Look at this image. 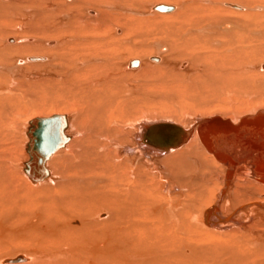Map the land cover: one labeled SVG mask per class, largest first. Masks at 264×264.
I'll list each match as a JSON object with an SVG mask.
<instances>
[{
	"label": "bare ground",
	"instance_id": "1",
	"mask_svg": "<svg viewBox=\"0 0 264 264\" xmlns=\"http://www.w3.org/2000/svg\"><path fill=\"white\" fill-rule=\"evenodd\" d=\"M3 1L8 2V0ZM122 2L125 1L121 0ZM200 2L215 4L213 6L217 4L223 11L237 16L222 17L218 16L219 13L209 11L211 14L208 16L196 18L194 8L188 10L189 13L186 15L180 12L181 4L151 2L152 4L146 7L148 12L135 11L140 16L166 15V18L158 17L148 24H152L151 27H156L155 30H157L150 32L151 34L142 31L134 35L125 27V24L121 23V20L114 24L123 26L124 35L122 29L116 25L110 34L108 16L102 14L100 17L97 12L88 10L87 16L79 18L78 26L75 22L62 28L63 24L59 27H50L44 21L48 25L47 28H38L39 33L33 32L35 35H42L44 41L40 40L41 37L36 41L33 37L14 35L12 33L14 29L20 31L24 25L20 26L21 22L16 24L12 16L8 18V15H2L3 18H0V95L13 92L14 83L23 73L24 65L39 63V66L41 64L45 69L50 68L49 70H53V73V68L57 67L60 72L62 70L60 74H57L61 82L52 80V76H47L50 77L47 80L53 83V87L55 85L57 91L55 89L54 91L57 96L59 95L56 98L58 101L53 105L58 106L64 103V106L67 105L71 109H69L70 112L64 113L68 119V127L65 130L68 140L45 160L43 165L44 171H47L46 175L40 172L43 168H39L37 155L33 152L34 130L31 128L32 123L42 117H34L24 124L25 126L28 124V127H25L27 139L23 140L20 147H23L25 152L21 156L26 155V158L22 157L20 169H17L13 161H10L11 158L5 160L7 157L4 158L0 152V264H264V107L241 114H222V112L220 114V111L197 113L191 121L184 112L182 116L186 117V121L183 122L163 119L166 117L164 115L157 116L159 118L153 117V112L144 111L142 105L140 109L144 112L141 110L142 112L138 114H142L141 118H147L133 125L126 116L116 111L118 109L120 112L122 109L132 111L136 103L133 104L131 99H127L125 97L127 93L118 85L125 76L115 80L113 77L122 75L121 71L137 72L141 67L144 69L149 65H165L164 53L169 50L168 45L156 43L154 44L156 51H152L153 53L145 59L135 58L124 62L121 60L124 55H119L116 51L125 50V48L130 50L131 46L137 52L139 50L134 44H125L128 42L125 39L129 35L136 41L137 39L140 41L143 37L147 39L152 35L161 38L165 36L164 42L173 41L175 45H170V59L168 57V62L172 65L175 60L192 58L195 65L201 67L199 63L209 56L202 59L200 55L202 52H198L197 55H194V52L206 50L210 53L213 47L216 48L220 43L219 41L224 43V48L235 49L239 59H244L249 52L255 53L252 56L256 58H264L262 52L258 54L252 51H262L264 48L262 43L264 42V20H260L258 16H254L255 14H248L251 9L264 11L263 6L253 8L235 1L228 2V0L218 3L210 0ZM158 5H165L168 8L158 10L156 8ZM15 15L17 18V14ZM107 22L108 26H106ZM82 24L85 25L82 26ZM130 24L132 23L127 25ZM165 24L171 27H166ZM26 28L25 30H28ZM143 28L149 30V26ZM241 28L247 31L246 34L240 31ZM9 34L13 35L6 40ZM118 35L123 36L118 38ZM116 36L117 38H112ZM78 40L81 41L77 42ZM142 41L144 42V39ZM248 44H254V46L247 47ZM46 50L49 55L42 54V51ZM34 52L37 53L34 54ZM137 52L134 55L139 56ZM80 58H86L87 61L85 62L84 59V62H77ZM235 59H237L236 56ZM239 61L243 62V60ZM226 62L222 59L216 62L215 64L218 65L214 71L222 73V68L230 64ZM174 65L184 72L190 66L188 62ZM235 66L229 68L236 69ZM258 69L264 73V62ZM163 72L166 76V72ZM163 72L161 74H164ZM56 73H59L58 70ZM44 74L46 76V72ZM190 74L191 71L187 70L186 73L179 75L180 81H188L184 82L186 86H182L186 88L185 94L178 93L180 96L177 94L174 98L170 89L161 98L168 102L173 97L174 100L182 102L187 99L189 86L195 90H197L195 86L191 85L201 84L205 87L207 80L198 82L199 76L190 77ZM188 75L191 81L189 78L187 80ZM227 75H219L216 86H222L227 90L239 87L241 90L244 88L246 90V87L250 85L251 75L249 80L248 77L245 78L246 80H241L240 77L235 76L229 79ZM127 76L128 74L126 78ZM142 76L141 78L144 77ZM164 76L163 78L167 77ZM154 78L157 77L150 79ZM163 78L160 79L163 80ZM251 82L255 84V81ZM160 86L164 85L160 84ZM149 90L148 88L147 91ZM142 92L143 95L144 91ZM214 93L217 95L218 92ZM168 94L171 95L167 96ZM207 95L210 98L215 96L211 92H207ZM7 99L0 98V109L4 110L3 107L7 106ZM216 99L220 100L217 97ZM143 101H146V97ZM9 105L5 109H8ZM197 105L205 106L201 103ZM124 111L122 110V113ZM215 116L229 119L233 124L246 122L257 116L256 122L260 127L256 131H250L247 124L244 128L247 129L246 132L235 133L238 131L235 125L223 128L215 122L210 124L203 121L205 118ZM125 117L128 119L126 122ZM84 119H91L93 126L105 134L110 135L117 127L118 130L122 129V134L124 132L122 142H126L127 145L111 143L109 147L116 149L111 151L108 148L100 150L98 146H91L92 143L96 145L105 143L102 139L95 141L94 135H91L89 131L87 134L83 133L84 137L82 136L81 130L85 129L82 126ZM156 122L175 125L183 130L193 128L194 131L186 139V134L179 131L177 127L172 134L166 132L165 126L150 127ZM197 122H200L198 125H203L202 129L196 125ZM111 123H116V127H110ZM248 123L252 122L248 121ZM214 129L228 133L218 138L217 142H212L209 130ZM241 131L244 130L241 129ZM150 142L157 143L160 148H154ZM167 142L173 145L163 147L162 145ZM2 144L0 145L3 146ZM195 158L198 161L193 160ZM190 161H197L199 165L201 164L200 166H203L200 167L204 171L200 173L203 177H199L198 172V175L189 177L191 168H187ZM162 164H165L166 171ZM197 167L196 165L195 168ZM194 170H191L192 174ZM30 244L36 247L23 252V248Z\"/></svg>",
	"mask_w": 264,
	"mask_h": 264
},
{
	"label": "rangeland",
	"instance_id": "2",
	"mask_svg": "<svg viewBox=\"0 0 264 264\" xmlns=\"http://www.w3.org/2000/svg\"><path fill=\"white\" fill-rule=\"evenodd\" d=\"M122 1H125V2H122L121 3V0H86V1H83V0H70V1L69 0H64V1L63 0H8V2H5L3 0H0V12L2 11L0 13V18H3L2 15L6 14V15H8L7 16L8 18L9 17L11 18V16H12V18L15 19L14 22L16 24H18V23L21 22L19 25L20 26L21 25H24L23 28H22V30H20L23 33L20 32V31H18V30H16V29H14V32H12L14 35H21V36L23 35L24 37H33L34 39H36V41H38L40 39V37H41L40 40L44 41L42 39V37H43L42 35H39L38 36V34L35 35L33 32L36 31L35 33H39V29H41V28L42 29L43 28H47L48 25L50 27H52V26H58L59 27V25L61 26V24H63V26H61V28H62V27L68 26V25L70 26V23L77 22L76 24L78 26L79 25V18H82L83 16L84 17L87 16L86 13L88 12V10H92V11L97 12L98 16H100V17H101L102 14H105L106 16H108V18L110 19V23H109L110 25L108 24V22H109L108 21L106 26L109 25L108 26V30L110 31V34H111L112 30L115 29L114 26L116 24H114V23H119V22L122 21L121 23H123V25L125 24V27L128 30L130 29L129 31L130 32L132 31V33L134 35H137V34H139V32H142V31L143 32H146V34H149L152 31L153 32L154 31H157V30H155L156 27H151L152 24L151 25H148V24H150L152 22V20H154V19H156L158 17L166 18L165 17L166 15H161V16L160 15H157L158 17H155L156 15H147V16L146 15H143V16H140V15H138V14L135 13V11H141L143 13L148 12L146 7H147V5L152 4V3H158L159 2L160 4H166V3L181 4L180 12H184V14L186 13V15H188L187 13H189L188 10L194 8L195 9L194 13L196 14V16H195L196 18L208 16L209 14H211V13H209V11L210 12L212 11V13H215V14L216 13H219L218 16H222V17H234L232 15H235V14H231L230 12L223 11L222 8L218 7L219 5H217V4H216V6H213L215 4L211 5L209 3L208 4H204V3L200 2L202 0H157V1L156 0H122ZM210 1H212L214 3H218V2L224 1V0H210ZM231 1H235L236 3H243V4L248 5L250 7H253V8L254 7H257V6H260V7L263 6L262 8H264V0H231ZM231 1L228 0V2H231ZM135 2L137 4H133ZM125 3H126V5H125ZM184 3H186V4H184ZM183 4H184V6H183ZM144 10H146V11H144ZM200 10H202L203 12H201ZM122 11H124V12H122ZM198 11H199V13H198ZM231 12L236 13L237 11H231ZM249 12L250 13H248V14H250V15H254L255 14L254 16H258L257 18H260V20L261 19L264 20L263 19L264 16L263 17L261 16V15H264V11H259L257 9L256 10L251 9ZM203 13H205V14H203ZM15 14H17V16H18L17 18H16V15ZM237 14H244V13H242V12H239L238 13L237 12ZM66 16H67V18H66ZM235 16H237V15H235ZM122 17H124V18H122ZM141 17L144 18L145 20L143 21V19ZM19 18L22 19V20H20ZM16 19H17V21H16ZM131 20H132V22H131ZM139 20H142V21H139ZM159 20H161V19H159ZM117 21H119V22H117ZM133 21H134V23H133ZM224 22L225 21H223V23ZM129 23H132V24L127 25ZM142 23H143V25H142ZM144 23H146V24L144 25ZM241 24L243 25V23H241ZM84 25L82 24V26H84ZM165 25H167V24H165ZM148 26H149V28H148ZM30 27H32V28L30 29ZM58 27H56V28H58ZM117 27L120 28V29H122L123 35H124V31L125 30H124L123 26H119L118 25ZM143 27H147L149 30H147V29L145 30V28H143ZM166 27H171V26L170 25H167ZM25 28L28 29V30H25ZM140 28H142V29L140 30ZM240 31H242L245 34L247 32L246 30H243L242 28H241ZM44 33H46V32H44ZM12 35L11 34L7 35L5 39L7 40L10 36L12 37ZM89 35H92V33H89ZM122 36H119L118 38H122ZM210 36H212V35L210 34ZM44 37H46V36H44ZM131 37H133V36L129 35L128 37H126L127 39H125V40H128V42H125V44H127V45L128 44H131V45L134 44V45L137 46L136 48H138L140 51L138 50V52H137L135 49H133V46H131L133 51L131 50V47H130V50H128L129 48L128 49L125 48V50L123 49V50H120V51H116L117 54H119V55L120 54H123L124 55V58L121 59L124 62H125V60H130V59H135V58H139V59H143L144 58L145 59L146 57L149 56L150 53H153V52L156 51L155 50V46H154V44H156V43L166 44L169 47V50H167V52L164 53L165 61H166L165 65H163V64L162 65L161 64H158L156 66L155 65H149V66L144 67V69H146V70L141 69L142 68L141 67L140 70H137V72H133V71H130V72L125 71L124 72V71H121V74L122 75H120V76L115 75L113 77V80H115V78L116 79H121V77L123 75L126 78V75L128 74V76H127L128 78H126V79L124 78V80L120 81L118 85H119V87L123 88V90H125V92L127 93V96H125L127 99H131V101H132L133 104L136 103L135 104L136 106L139 105L138 107H136V106H133L132 107L131 106L132 108H134L135 111H137V113L134 114V112H135L134 110H132L133 111V113H132L131 110H128L127 111L126 109H122V110H125L123 113H122V110L120 112V109H118L116 111L118 113H121L124 116H126L129 119V121H131V124L132 125L135 124V123H137L138 121H141V120L147 118V117L141 118L142 117V114H138L139 112H142L143 110L144 111L151 110L153 112V117H156V118H159L157 116H160L161 117V116L164 115V117L165 116L166 117L163 118V119L174 120V121L181 120V121L184 122V121H186V117L185 116H182L184 114V112L188 115V120L191 121V119L193 117H195V115H197V113L198 114L199 113L200 114H204V113H208L209 111L210 112H212V111H220V114H221V112H222V114L223 113L224 114L225 113L226 114L227 113H230V114L231 113L241 114V113H248L251 110H255V109L259 108V107H264V73L260 69H258L260 67V65L263 64L264 58H262V57H257L256 58V56H252L255 53H252V52L250 53L249 52V53H247V55L245 56L244 59H239L238 58V54L235 51V49H232V48H224L223 47L224 46V43L222 44V41H219L220 43L216 46V48L213 47V51H211L210 53L208 51H206V50L205 51H196V53L194 52V55L195 54L197 55L198 52L199 53L202 52V53H200V55H202L201 56L202 59H203V57L205 59L207 56H209V57H207L205 59V61L202 60L203 62H200L199 63V65H201V67H197V65H195V63L192 60V58H190V60H189V58H181L180 59L181 61L175 60V62L173 61V65H172V63L169 64L168 61L170 59V56L169 55H171L170 45L171 44L172 45H175L173 41L164 42V40H165L164 37L165 36L163 38H161V37H157L156 35H152L151 37L148 36L149 38H147V39H145V37L142 36L143 38H141L140 41H138L139 39H137V41H136V40L132 39ZM112 38L115 39V38H117V36L116 37H112ZM258 38H261V37H258ZM143 39H144V42L142 41ZM81 40H78L77 42H79ZM111 40H113V39H111ZM168 43H170V44H168ZM262 43H264V42L262 41ZM251 45L254 46V44H248L247 47H251ZM244 46H246V45H244ZM143 48H145V49L143 50ZM245 49L247 50L246 47H245ZM262 49H263L262 51H260V50L259 51L258 50H252V51L253 52L256 51V52H258V54L260 52H262V55L264 56V54H263L264 53V48H262ZM126 50H128V51H126ZM37 52H34V54L37 53ZM121 52H123V53H121ZM135 52H137L139 54V56L138 55H134ZM190 53H193V51H190ZM42 54L49 55L48 52H47V50L44 51V52L42 51ZM213 54H215L216 56H211L210 57V55H213ZM192 55H190V56H192ZM235 56H236L237 59H235ZM250 56H251V58H249ZM168 57H169V59H168ZM221 59L223 61L229 62L230 64H228V65L224 66V68H222V70H223L222 73H219L217 71L215 72L214 69L218 65V64H215V63L218 62V61H221ZM83 60L85 62L87 61L86 58H82V59L80 58V60L79 61L77 60V62H84ZM121 60H120V62H123ZM239 60H243V62H240ZM74 62H76V61L74 60ZM181 62H188L189 65H190V66H188L189 68L187 67L188 69H186L185 72L182 71V70H180V69H177V67L174 65V64H177V63H181ZM248 63L251 64V65H249ZM258 63H262V64H258ZM36 64L30 63V64L24 65L25 67L23 66L24 67L23 73L21 74V76L20 75L18 76V79L20 81L18 79H16V83H14L15 86H13V89H14L13 92H9L7 94H3L4 96L3 95H0V98H3V97L8 98L7 99L8 100L7 102L9 104L10 103L12 104V105H9L8 103L6 104L7 106L9 105L8 109H5V108H7V106L3 107L4 110L0 109V111H1L0 112V123H1L0 124V132L2 131L1 134H0V136H1V141L0 142H2V143L4 142V144H5L4 145V144L0 143V144L3 145V146L0 145L1 146L0 147V152H2V155H3L4 158L7 157V158H5V160L6 159L9 160L11 158L10 161H13V163H14V165H16L17 169H20V167H21V164H22V161H23V158L22 157H25L26 158V155L21 156V155L25 154V152H23V149H22L23 147H20V146H22L21 143L24 142L23 140H26L27 139V137L25 136L26 135L25 134V130H26L25 127H28V124L26 126L24 124L26 122L34 119V117H46V116H51V115L58 114V113L59 114H64V113L70 112L69 109H71V107H69L67 105L64 106V103H61L62 105H58V106H54L53 105V103H55L56 101H58V99H56V98H58L59 95L57 96L56 95V92L54 91L55 85L53 87V85H52L53 83L50 82L49 80H47L48 78H50V77H47V76H52V80L55 79L56 82L57 81L58 82H61V79H60V77L57 76V74H60L62 72V70L60 72V69H58L57 67L56 68L51 67V69L52 68L54 69V73H55L54 74L53 73V70H49L50 68H46L47 69L46 70L45 67L42 66L41 64H40V66H39V63H36ZM43 64H45V63H43ZM166 64H168V65H166ZM237 64L240 65V66H238ZM14 66H15V64H14ZM170 66H172V67H170ZM205 66H209V67H205ZM221 66L222 65L220 64V68H221ZM230 66H235L236 69H231V68H229ZM211 67L213 69H209ZM251 67H252V69H251ZM154 68H155V71H154ZM156 68H157V70L159 68L158 71H161V72H158L156 70ZM166 68H168L167 71H166ZM198 68H200V70ZM57 70H58L59 73H56ZM148 70H150L149 73L151 72V74L148 73ZM187 70H190L191 71V74H190L191 76L190 77H196V76L198 77L199 76L198 79H200V80L198 82H201L203 80H207L206 83L204 84L205 87H203L201 84L191 85L192 87L195 86L194 88H196L197 90L192 89L189 86L188 92H187V95H188L187 96V99H185L182 102L176 101V100H174V98L177 97L176 95L178 93L179 94H182V93L185 94L186 88H182V86H186V83H184V82H188V81H186V80L180 81L179 80V78H180L179 75H182V74L186 73ZM143 71H145V72H143ZM163 71L166 72V76L167 77L164 76L165 73ZM44 72H46V76H45ZM162 72L164 74H161ZM243 72H245V74ZM259 72H261V73H259ZM152 73H154L153 75L157 77V78H154L153 79L154 81L152 79H150V78H153L154 77L152 75ZM226 73H229V74H232L233 73V74L232 75H229V74L227 75ZM234 73H235V75H234ZM142 74H145V76L143 75L145 78L142 76ZM218 74L219 75L223 74L224 76L227 75V77H229V79L230 78H235V77H240L241 80L242 79L243 80H246L247 77H248V80L251 78V81H255V84L256 85L255 84H251L252 82L250 81V85H249V87H246V90H245V88L243 90H241V87H239V88H232V89H229L228 88V90H227L226 88H222V86H216L217 85L216 80L219 77ZM131 75H133L134 77L131 76ZM150 75H152V77H149ZM244 75H245V77H244ZM141 76L143 78H141ZM163 76L166 77V78H163ZM249 76H250V78H249ZM160 78H163V80H161ZM186 78L188 80L189 75L186 76ZM189 80H190V78H189ZM162 81H164V83H162ZM190 83H192V82H190ZM211 83H213V84H211ZM22 84H24V85H22ZM147 84L148 85L151 84V86L150 85L148 86ZM160 84H162L164 86H160ZM47 85H49L50 87L49 86L47 87ZM152 85H156V86H152ZM258 85H259V87H258ZM146 86H148V88L150 89L149 91H147L148 88H146ZM227 86H229V85H227ZM167 87H170V88H167ZM220 88H221V90H220ZM249 88H250V90H249ZM163 89H164V91H162ZM170 89H171V92L170 93H173L174 98L172 97L173 99L171 98V100L167 102L164 99H162L161 97L164 96L163 94H166L165 92H168ZM176 90L178 92H175ZM142 91H144V94L143 95H145V96L142 95V93H143ZM146 91H147V93H146ZM215 91L218 92V93L220 92V93L219 94L217 93V95H216V93H214ZM223 91H224V93H223ZM225 91H226V95H225ZM42 92L44 93V95H43ZM54 92H55V94H54ZM207 92H211L212 94H215V96H213V97L211 96V98H210V96L207 95ZM51 93L53 95H51ZM197 93H199V94H197ZM235 93H237V94H235ZM242 93H243V95H242ZM45 94H47V95H45ZM169 95H171V94H168L167 96H169ZM201 96L203 98H201ZM145 97H146V101H143L145 99ZM216 97L217 98H220V100L219 99H216ZM228 97H230V98H228ZM15 98L17 100H15ZM30 98H31V101H30ZM138 98H140L139 99L140 101L137 100ZM53 99H55V100H53ZM134 99H136V100H134ZM49 100L51 102H48ZM9 101H11V102H9ZM138 101H139V104L137 103ZM198 103L204 104L205 106H202V107H201V105L198 106L197 105ZM133 104H131V105H133ZM20 107H22V108H20ZM140 107L143 110L140 109ZM167 107L169 109H167ZM146 108H148V109H146ZM34 109H36V110H34ZM21 110H22V112H21ZM153 110H155V111H153ZM126 111L128 112L129 117H128ZM126 117H125V120H124L125 122L128 120ZM14 118H15V120H14ZM131 118H137V119H132L131 120ZM152 119H154V118H152ZM89 120L84 119V121H83V125L82 126L87 131L85 129H82L81 130V132L83 131L82 132V136H83V133H86L87 134V133L90 132L91 135H94L93 136V139L95 141H97V140L99 141V139H102V142H104L105 144H107V145H105V144L104 145H96V144H93V143L91 144L90 143L91 146H98V147H100V150H102L104 148H108L111 151L112 149L116 150L114 147H109L113 143H118L119 145H127L126 142H122V140H123V134H124V132H123V134L121 132L122 129H119L118 130V127H117L116 130L114 132H112L110 135L109 134H105V133H102L101 131L99 132V130L96 127L93 126L94 124L91 121V119H89ZM115 124L116 123H111L110 124V127H114ZM120 125H123V124H120ZM11 126L13 127V129H12ZM1 127L2 128L4 127V128L2 129ZM84 130H85V132H84ZM90 130H92V131H90ZM26 132H27V130H26ZM126 133H128V132L126 131ZM86 134H85V136H86ZM5 135H6V137H5ZM106 136H107V138H106ZM2 140H4V141H2ZM28 140H29V138H28ZM105 140H107V141H105ZM3 151H4V153H3ZM8 152L11 153V154H9ZM21 152H23V153H21ZM103 152H108V151H106V150L104 151L103 150ZM193 160H197V159L195 158ZM197 161H194V162L193 161L192 162L190 161V165L191 166L189 165V167L187 169L191 168V170L192 169L193 170L194 169L195 170L197 169V170L196 171L194 170V174H192L193 171L190 170V176H189V172H187V175L189 177H191V175H198L197 172L199 173V175H198L199 177H203V174H200L201 172L204 173V171L200 168V167H203V166H200L201 164L199 165V162H197ZM162 165L164 166V170L166 171L165 164H162ZM196 165L198 166L197 168H195ZM199 169H200V171H199ZM31 247L34 248L36 246L34 244H30V246H25V248H23L24 250H22V251L23 252L24 251L27 252V251H29L31 249Z\"/></svg>",
	"mask_w": 264,
	"mask_h": 264
},
{
	"label": "water",
	"instance_id": "3",
	"mask_svg": "<svg viewBox=\"0 0 264 264\" xmlns=\"http://www.w3.org/2000/svg\"><path fill=\"white\" fill-rule=\"evenodd\" d=\"M158 10H166L168 7L165 5H158L156 6ZM254 118V116H252ZM257 116H255L254 119H249L246 122H239L237 124H233L229 119H224L220 116H215V117H210V118H205L203 121H207L210 124L212 123H217L219 126L227 127V126H234L238 131H235V133H243L246 132L244 129L245 126L248 124V127L250 131H256L260 126L256 122ZM200 122H197V126H199L201 129L203 128L202 124L198 125ZM151 126H165L166 132L172 134L175 129H179L182 133L186 134V139L190 137V135L193 133L194 129L190 128V130H183L180 127H177L175 125L171 124H166L163 122H156ZM257 126V127H256ZM68 127V119L67 115L65 114H58V115H53L51 117H42L38 118L35 123H32V130H34V136H33V152L37 155L36 159L38 160V166L39 168H43L40 170L43 174H47V171L45 170L44 167V162L46 159H48L53 152H55L58 148L62 147L68 140V136L65 133V130ZM177 127V128H176ZM196 127V126H195ZM199 129V128H198ZM244 130V131H241ZM260 130V129H259ZM210 136L212 142H217L218 138L226 136V133L224 130L219 131V130H209ZM182 144V143H181ZM150 145H152L154 148H160V146L157 143L150 142ZM168 145H173L171 142H167L166 144H163L162 146H168ZM43 166V167H42Z\"/></svg>",
	"mask_w": 264,
	"mask_h": 264
}]
</instances>
